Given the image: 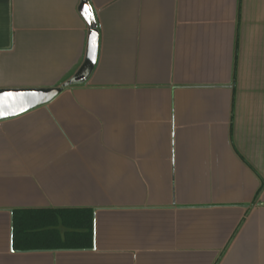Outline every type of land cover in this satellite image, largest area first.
<instances>
[{"label":"crops","instance_id":"0c3cea01","mask_svg":"<svg viewBox=\"0 0 264 264\" xmlns=\"http://www.w3.org/2000/svg\"><path fill=\"white\" fill-rule=\"evenodd\" d=\"M90 1L89 80L0 120V264H264V0ZM80 3L0 0V89L77 72ZM57 209L92 211L89 247L14 241Z\"/></svg>","mask_w":264,"mask_h":264},{"label":"trees","instance_id":"16d2710c","mask_svg":"<svg viewBox=\"0 0 264 264\" xmlns=\"http://www.w3.org/2000/svg\"><path fill=\"white\" fill-rule=\"evenodd\" d=\"M54 225L66 228L43 230ZM93 216L90 209L16 210L14 212V241L24 248L89 247L93 239ZM39 229H41L39 231Z\"/></svg>","mask_w":264,"mask_h":264},{"label":"water","instance_id":"95a60500","mask_svg":"<svg viewBox=\"0 0 264 264\" xmlns=\"http://www.w3.org/2000/svg\"><path fill=\"white\" fill-rule=\"evenodd\" d=\"M85 8H90L92 10V16H86ZM79 12L88 24L89 33L86 56L77 72L61 86L57 87L0 89V97L3 98V100H0V112L7 113V115L0 114V120L17 116L40 105L46 104L61 93L65 88L72 85H81L89 80L99 58L100 31L98 28L96 12L90 0H81ZM93 34H95V40L93 38ZM6 93H13L15 95L7 97L5 95Z\"/></svg>","mask_w":264,"mask_h":264},{"label":"snow or ice","instance_id":"6c2138e0","mask_svg":"<svg viewBox=\"0 0 264 264\" xmlns=\"http://www.w3.org/2000/svg\"><path fill=\"white\" fill-rule=\"evenodd\" d=\"M85 14H86V16H92V10H91L90 8H85ZM93 38H94V40H95V34H93ZM5 95H6L7 97H12V96H14L15 94H13V93H6ZM20 95H23V94H20ZM0 100H3V98L0 97ZM0 114H2V115H7V113H3V112H0ZM12 114H16V113H12Z\"/></svg>","mask_w":264,"mask_h":264}]
</instances>
